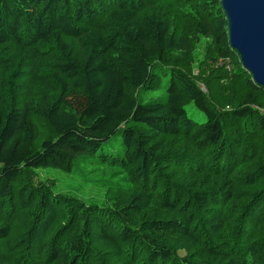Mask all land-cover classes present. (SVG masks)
<instances>
[{
	"label": "trees",
	"instance_id": "1",
	"mask_svg": "<svg viewBox=\"0 0 264 264\" xmlns=\"http://www.w3.org/2000/svg\"><path fill=\"white\" fill-rule=\"evenodd\" d=\"M220 1L0 0V264H264V88ZM201 41L221 67L170 60ZM167 73L163 102L136 100ZM118 133L122 156L98 155ZM90 163L125 175L101 206L38 178Z\"/></svg>",
	"mask_w": 264,
	"mask_h": 264
},
{
	"label": "rangeland",
	"instance_id": "2",
	"mask_svg": "<svg viewBox=\"0 0 264 264\" xmlns=\"http://www.w3.org/2000/svg\"><path fill=\"white\" fill-rule=\"evenodd\" d=\"M176 23L178 26L182 27L184 21L177 20ZM204 45V41L196 43L190 54L171 55L170 60L178 64H186L193 71H201V74L205 75L209 70L208 66H213L215 68L221 67V65H219L217 61L213 62L206 59ZM73 47L75 48V45ZM232 71V66H229L227 70L228 75L230 74L229 72ZM169 78V73H167L166 76H163L158 89H139L137 92H135L136 100L139 103H148L151 101L163 102L166 97V88ZM222 82L224 84L225 80L220 81L217 86L222 84ZM203 90H205V88ZM214 90H216V88ZM220 90L226 95L219 96L217 92H213L212 97H215V100H220L221 103L222 100L225 102L226 98L230 99L242 97L245 92H247V76L243 75L239 78H236V80H228V85H225ZM185 109L189 118H192L198 123H204L206 121V115L192 102L187 104ZM97 154H110L115 157H121L123 154V144L119 133L113 135L107 141L102 142ZM88 165L89 166H86L85 168L83 165H76L74 172H65L51 167L38 168V178L41 180H52V190L55 193H63L75 196L84 201L86 204L99 206L104 205V201H106L105 186L103 187L100 185L99 181L111 179L112 182H117L125 186V175L119 168L97 165L95 163H90ZM90 170L93 172L87 173Z\"/></svg>",
	"mask_w": 264,
	"mask_h": 264
},
{
	"label": "water",
	"instance_id": "3",
	"mask_svg": "<svg viewBox=\"0 0 264 264\" xmlns=\"http://www.w3.org/2000/svg\"><path fill=\"white\" fill-rule=\"evenodd\" d=\"M228 41L252 81L264 88V0H221Z\"/></svg>",
	"mask_w": 264,
	"mask_h": 264
},
{
	"label": "built area",
	"instance_id": "4",
	"mask_svg": "<svg viewBox=\"0 0 264 264\" xmlns=\"http://www.w3.org/2000/svg\"><path fill=\"white\" fill-rule=\"evenodd\" d=\"M261 112H262V113H263V115H264V108H262V109H261Z\"/></svg>",
	"mask_w": 264,
	"mask_h": 264
}]
</instances>
